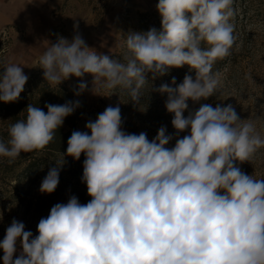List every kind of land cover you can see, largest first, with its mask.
I'll return each mask as SVG.
<instances>
[{
	"label": "clouds",
	"instance_id": "9594fccd",
	"mask_svg": "<svg viewBox=\"0 0 264 264\" xmlns=\"http://www.w3.org/2000/svg\"><path fill=\"white\" fill-rule=\"evenodd\" d=\"M233 4L158 0L161 29L128 33L122 60L93 50L78 32L50 43L39 59L50 85L91 74L93 94L119 88L136 104L148 73L155 79L188 65L194 78L186 74L177 84L172 77L171 86L151 88L167 94L173 127L188 134L168 148L173 136L166 127L151 141L144 132L127 133L119 105L108 106L87 122L91 134L72 132L63 153L75 160L84 154L82 182L91 200L82 204L73 195L55 204L35 236L14 218L0 241L3 264H264V178L246 174L237 163L264 148L256 121L241 119L232 104H202L184 115L189 99L220 92L221 74L213 66L236 44ZM3 68L0 101L16 102L29 77L19 64ZM86 90L81 79L74 92ZM80 106L79 100L47 103L46 113L29 104L26 117L9 126V139L0 140V156L11 164L22 152L43 150ZM64 163L49 169L41 193L56 190Z\"/></svg>",
	"mask_w": 264,
	"mask_h": 264
},
{
	"label": "rangeland",
	"instance_id": "374dc122",
	"mask_svg": "<svg viewBox=\"0 0 264 264\" xmlns=\"http://www.w3.org/2000/svg\"><path fill=\"white\" fill-rule=\"evenodd\" d=\"M157 3L158 0L54 1L51 13L42 17L38 29L8 28L1 33L0 68L7 62L19 64L29 77L25 85L26 89L30 85L36 86L44 80L39 59L46 48L50 43L57 42L61 36L71 40L77 32L89 47L94 48L93 50L122 60L127 52L126 36L130 32L148 31L152 28L149 25L153 23L147 25V20L150 19L151 14L158 13ZM233 8L236 10V15L230 22L235 25L236 44L232 49V55L217 60L213 66V71L221 74L220 92L207 99L202 98L199 102L189 99V107L184 115L187 117L189 112L198 110L202 104H211L213 107L217 104L221 106L232 104L241 119L251 118L256 121V129L264 137V109L261 108V105H264V0H234ZM143 21L146 25H143ZM186 74L195 77V72H190L188 65L171 68L168 74L155 79L152 78L151 73H148L149 81L145 86L144 94L152 93L154 100L149 101L141 97L139 104L131 101L119 88L113 90L100 88L99 94H93L91 74H85L83 78L72 76L60 85L52 86L65 87L75 94L74 89L83 79L88 84V90L79 96L75 95L87 101L90 111L96 115V118L108 106L119 105L122 120L129 122V125L122 130L135 134L144 132L151 141L158 134L159 128L164 126L167 134L173 136L166 145L171 148L174 147L176 139L182 138L188 132L177 134L171 123L174 114L169 113L165 106L167 94L161 95L153 89L163 83L171 86L172 77H176L179 84ZM1 120L2 116H0V125ZM88 120L86 118L79 125L78 130L88 131L91 134L86 128ZM237 163L246 174L254 175L257 179L264 178V148L259 149L251 161ZM48 171L45 170L34 182L24 181L18 184L17 188L13 187L14 183L0 180V241L3 240L6 229L14 218L23 222L26 226L25 230L31 231L33 236L38 235L37 225L40 219L49 215V211H46L43 205L49 195L56 200L53 205L67 203L73 195L82 204L91 200L87 189L79 193L80 195L71 191L62 194L56 190L51 194L41 193L39 188ZM58 186L62 185L59 183ZM21 193L27 194V201L22 200ZM64 195L67 198L59 201ZM38 202L39 206L36 204ZM20 247L18 245V251L15 253L17 257L20 254ZM2 256L3 250L0 249V264H3Z\"/></svg>",
	"mask_w": 264,
	"mask_h": 264
},
{
	"label": "trees",
	"instance_id": "16d2710c",
	"mask_svg": "<svg viewBox=\"0 0 264 264\" xmlns=\"http://www.w3.org/2000/svg\"><path fill=\"white\" fill-rule=\"evenodd\" d=\"M153 21H152V19ZM155 20V21H154ZM162 17L160 13H153L150 15V19L147 20L148 23H153L149 26L155 27L158 30L161 29ZM151 21V22H150ZM143 25L144 21H143ZM5 69L0 68V72ZM142 97L147 98L149 101L154 100L152 93H145ZM80 101L81 106L78 107L73 114L67 116L64 120L63 125L56 131L54 140L50 142L43 150H36L31 153H21L13 163H8L7 157L0 156V180L6 181V183H14V188H17L18 184L25 182H34L39 176L45 171L56 166V163L63 162L60 171V184L56 188L57 192H73L76 195L83 193L87 189L86 183L82 182L83 175V161L85 159L84 154L81 155L79 160H75L71 156H65L67 141L71 136L73 131H79V125L88 118V122L95 121L96 115L92 114L87 101L68 90L65 87H57L50 85L47 81L42 80L40 84L36 86L30 85L27 89L21 93L20 98L16 102L5 103L0 101V116H2L0 125V140L7 141L9 139L8 128L10 125L15 123L17 120L24 119L26 117V107L29 104L37 106L47 113V108L45 105L51 103L54 105H63L68 101ZM122 128L125 129L129 122L127 120H122ZM64 185V186H63ZM55 191V192H56ZM20 196L22 200L27 201V194L21 193ZM51 195L47 196L43 205H45V210L49 211L56 200L50 198ZM49 198V199H48ZM67 196H61L59 201H63ZM48 203V204H47ZM38 206L39 202L36 203ZM49 205V206H47Z\"/></svg>",
	"mask_w": 264,
	"mask_h": 264
},
{
	"label": "crops",
	"instance_id": "0c3cea01",
	"mask_svg": "<svg viewBox=\"0 0 264 264\" xmlns=\"http://www.w3.org/2000/svg\"><path fill=\"white\" fill-rule=\"evenodd\" d=\"M59 0H0V37L8 28L38 29L42 17L51 13Z\"/></svg>",
	"mask_w": 264,
	"mask_h": 264
}]
</instances>
